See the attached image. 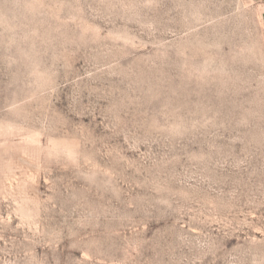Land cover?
<instances>
[{"label": "rangeland", "instance_id": "rangeland-1", "mask_svg": "<svg viewBox=\"0 0 264 264\" xmlns=\"http://www.w3.org/2000/svg\"><path fill=\"white\" fill-rule=\"evenodd\" d=\"M259 7L0 0V264H264Z\"/></svg>", "mask_w": 264, "mask_h": 264}, {"label": "crops", "instance_id": "crops-1", "mask_svg": "<svg viewBox=\"0 0 264 264\" xmlns=\"http://www.w3.org/2000/svg\"><path fill=\"white\" fill-rule=\"evenodd\" d=\"M245 1L246 2H252L256 6L261 5L264 7V0H245ZM263 19H264V8H263V11L261 13V23L264 26V20Z\"/></svg>", "mask_w": 264, "mask_h": 264}, {"label": "bare ground", "instance_id": "bare-ground-1", "mask_svg": "<svg viewBox=\"0 0 264 264\" xmlns=\"http://www.w3.org/2000/svg\"><path fill=\"white\" fill-rule=\"evenodd\" d=\"M263 8H264V7L260 5V7H259V10H260V17H261V13H262V11H263ZM262 15H263V14H262ZM263 20H264V19H263Z\"/></svg>", "mask_w": 264, "mask_h": 264}]
</instances>
